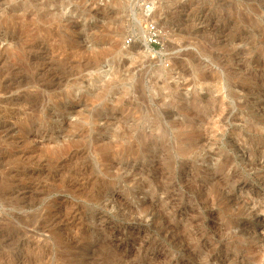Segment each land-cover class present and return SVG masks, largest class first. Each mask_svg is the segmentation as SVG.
Returning a JSON list of instances; mask_svg holds the SVG:
<instances>
[{
    "label": "rangeland",
    "instance_id": "obj_1",
    "mask_svg": "<svg viewBox=\"0 0 264 264\" xmlns=\"http://www.w3.org/2000/svg\"><path fill=\"white\" fill-rule=\"evenodd\" d=\"M0 264H264V0H0Z\"/></svg>",
    "mask_w": 264,
    "mask_h": 264
},
{
    "label": "built area",
    "instance_id": "obj_2",
    "mask_svg": "<svg viewBox=\"0 0 264 264\" xmlns=\"http://www.w3.org/2000/svg\"><path fill=\"white\" fill-rule=\"evenodd\" d=\"M152 37H154L151 39V41L153 42L157 38V34L155 33V28H152Z\"/></svg>",
    "mask_w": 264,
    "mask_h": 264
}]
</instances>
